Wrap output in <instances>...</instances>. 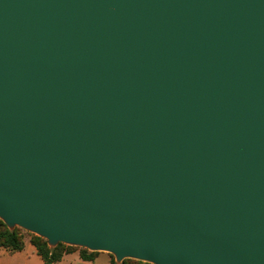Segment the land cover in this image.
Masks as SVG:
<instances>
[{
  "label": "water",
  "instance_id": "obj_1",
  "mask_svg": "<svg viewBox=\"0 0 264 264\" xmlns=\"http://www.w3.org/2000/svg\"><path fill=\"white\" fill-rule=\"evenodd\" d=\"M0 219L264 264V0H0Z\"/></svg>",
  "mask_w": 264,
  "mask_h": 264
},
{
  "label": "trees",
  "instance_id": "obj_2",
  "mask_svg": "<svg viewBox=\"0 0 264 264\" xmlns=\"http://www.w3.org/2000/svg\"><path fill=\"white\" fill-rule=\"evenodd\" d=\"M22 231L26 230L21 227H16L12 230L9 229L8 226L0 219V246L6 248L10 252L22 250L25 246V241L27 240ZM29 234H31L30 241L36 246L38 254L43 258L46 264L59 262L66 253L73 251V249L77 247L64 243H59L56 247H50L47 239L31 232H29ZM80 248H82L81 255L84 259H90L97 253V251H89L87 248ZM146 264L152 263L146 262Z\"/></svg>",
  "mask_w": 264,
  "mask_h": 264
},
{
  "label": "crops",
  "instance_id": "obj_3",
  "mask_svg": "<svg viewBox=\"0 0 264 264\" xmlns=\"http://www.w3.org/2000/svg\"><path fill=\"white\" fill-rule=\"evenodd\" d=\"M112 264L110 257L106 252L100 251L90 259H84L81 251H70L62 259L54 264ZM0 264H46L43 258L38 254L36 246L27 239L22 250L10 252L0 246Z\"/></svg>",
  "mask_w": 264,
  "mask_h": 264
},
{
  "label": "rangeland",
  "instance_id": "obj_4",
  "mask_svg": "<svg viewBox=\"0 0 264 264\" xmlns=\"http://www.w3.org/2000/svg\"><path fill=\"white\" fill-rule=\"evenodd\" d=\"M22 232L24 233V236L26 237V239L30 240L31 234H29V232H27V231H22ZM81 249L82 248H80V247H76V248L73 249V251H77V250L81 251ZM99 253H100V251H97L96 254H99ZM106 253L110 257V260H111L112 264H115L116 263L115 257L111 253H108V252H106ZM97 263L106 264V263H100V262H97ZM123 263L124 264H146V262L139 261V260H136V259H125L123 262H121L119 264H123Z\"/></svg>",
  "mask_w": 264,
  "mask_h": 264
}]
</instances>
